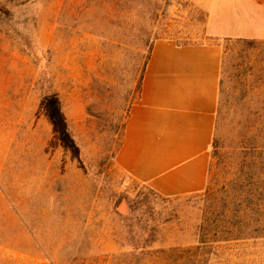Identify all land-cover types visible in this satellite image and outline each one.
<instances>
[{
    "label": "rangeland",
    "instance_id": "1",
    "mask_svg": "<svg viewBox=\"0 0 264 264\" xmlns=\"http://www.w3.org/2000/svg\"><path fill=\"white\" fill-rule=\"evenodd\" d=\"M214 11L250 17L255 44L210 38ZM223 29L247 32L238 19ZM161 38L221 47L208 182L243 238L202 248L204 190L164 197L115 169ZM263 44L264 0H0V264H264ZM131 204L153 229L142 255L130 254Z\"/></svg>",
    "mask_w": 264,
    "mask_h": 264
},
{
    "label": "crops",
    "instance_id": "2",
    "mask_svg": "<svg viewBox=\"0 0 264 264\" xmlns=\"http://www.w3.org/2000/svg\"><path fill=\"white\" fill-rule=\"evenodd\" d=\"M244 36L221 33L232 20ZM252 19L214 11L210 38H255ZM221 47L161 38L150 46L137 98L131 103L114 158L115 169L164 197L200 193L207 185L209 150L220 92Z\"/></svg>",
    "mask_w": 264,
    "mask_h": 264
},
{
    "label": "trees",
    "instance_id": "3",
    "mask_svg": "<svg viewBox=\"0 0 264 264\" xmlns=\"http://www.w3.org/2000/svg\"><path fill=\"white\" fill-rule=\"evenodd\" d=\"M232 39H234L233 41L235 43H237L243 47H252L255 44V40L252 38H225V40L227 42L231 41ZM148 57H149V55H148ZM148 57H147V59H148ZM147 59L143 65V68H142V71H141V74L139 77V89H140L143 71H144ZM223 64H224L223 59H221L220 91H221V84H222ZM220 109H221V107L218 108L219 113H220ZM218 143H219L218 139L213 137L212 142H211V146H210V148L212 149L213 155L217 154ZM152 191L155 192L154 190H152ZM204 193H205L204 197H206L205 199H207L209 201V206H208L207 210L206 209L204 210V213H203L204 225L201 227V234H200V238L198 241L199 246H201L202 248H206L207 243L218 242V241H220L219 240L220 238H224L223 240H230V239H237V238L245 237V235H244L245 233H243L245 226H243V225H246V224H244V222H242L243 221L242 217H241V219L236 220L239 222L238 224L235 225L234 223H230V220H232V217H231V210H229V208H228L229 207L228 199H227L228 197L225 196V199H220L218 201V196L216 193L213 192V190H210L208 181H207V185L204 189ZM114 196L115 195H112V197H114ZM204 197H201V198H204ZM191 198H200V197H198L197 195H194ZM120 202H122V199L118 200L117 203L115 202L116 205L114 207H115L116 211H117V204H119ZM135 210H136L135 206H133V204H131L129 207L128 213L125 214V216L123 217V221L125 223L129 222V227L134 228L133 231L130 232V233H132V235L130 236V239H128L129 240V246L131 248L130 254L135 255L136 252H140V254L142 255L143 254L142 252H144V249H145V242H142L141 238L145 234H147L146 236H148V238L151 239L153 229H152V226H150V228H148L145 223H141L139 220H136V222H133ZM117 212L120 215H123L120 211H117ZM140 218H143V219L145 218V221H147L148 219L151 218V212L148 210L141 212ZM233 228L237 229L235 231L236 233H234ZM252 228H253L252 229L253 231H256L255 227H252ZM207 250H208V252L213 251L211 247H208Z\"/></svg>",
    "mask_w": 264,
    "mask_h": 264
}]
</instances>
